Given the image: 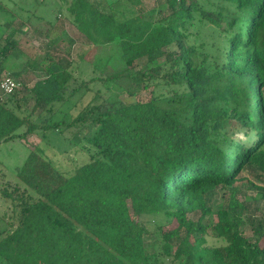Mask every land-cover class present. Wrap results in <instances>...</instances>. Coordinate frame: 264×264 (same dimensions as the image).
<instances>
[{
  "label": "trees",
  "instance_id": "1",
  "mask_svg": "<svg viewBox=\"0 0 264 264\" xmlns=\"http://www.w3.org/2000/svg\"><path fill=\"white\" fill-rule=\"evenodd\" d=\"M125 1L140 2L71 0L68 8L77 31L99 50L113 46L124 71L106 74L111 57L99 56L88 64L101 77L83 80L73 60L47 53L30 112L18 91L0 99V144L53 132L88 154L71 174L37 149L16 180L0 170L14 215L0 229V264H264V218L250 219L252 240L242 207L227 200L214 212L207 201L245 171L264 173V0H160L151 11ZM23 8L0 6V79L9 59L26 57L12 28L17 19L33 25ZM94 84L101 88L68 121L64 110ZM136 88L152 89L151 99L120 98ZM156 216L176 226L154 222L160 246L151 253L143 221Z\"/></svg>",
  "mask_w": 264,
  "mask_h": 264
},
{
  "label": "rangeland",
  "instance_id": "2",
  "mask_svg": "<svg viewBox=\"0 0 264 264\" xmlns=\"http://www.w3.org/2000/svg\"><path fill=\"white\" fill-rule=\"evenodd\" d=\"M0 0V6L8 8V12L21 11V4L26 5L23 8L24 18L31 17L33 25L20 26L21 20L14 23L12 27L16 30L14 40L20 45V51L26 57H15L9 59L5 64L6 72L3 76L8 75L21 83L22 87L18 91L21 104L24 106V112H30L35 104V97L31 93L37 81L45 77L42 70L37 67L47 53H52V56L69 58L73 60L74 66L72 68L75 77L89 80L91 78L101 77V72L94 70L89 62L93 60L99 61L100 58H110L111 64L108 65L106 74L112 75L116 72L125 70V66L120 64L117 57L114 56V47L107 45L99 50V47L93 46L88 43L86 38L77 31L74 19L70 15L68 8L70 7L71 0ZM160 0H140V2L125 1L124 5H132L140 7L144 11H151L155 8ZM41 3V4H40ZM131 6V7H132ZM16 9V10H15ZM19 14V13H18ZM46 21L52 22V27L47 25L46 21H41L39 17H44ZM3 18L0 17V32L1 27L5 24ZM74 22V23H73ZM49 31V35L47 32ZM11 32V31H10ZM9 32V33H10ZM48 35V37L46 36ZM4 42H1V46ZM51 46V49L49 48ZM98 53V55H96ZM96 55L93 59L88 60V56ZM91 60V61H90ZM135 70H131V75L135 76ZM2 76V77H3ZM93 92L86 95L81 94L75 108H67L66 119L73 120L78 112L93 98L94 91L98 90L100 84L91 86ZM152 89L148 91L135 89L134 97L128 94L120 95V98L126 102H147L152 97ZM62 119L63 114L59 116ZM56 120H58L56 118ZM85 132H83V135ZM37 149L40 153L44 154L59 171L65 174H71L75 168L88 159V154L80 146L68 142L59 133H49L46 139H40L37 136H30L23 140H12L7 143L0 144V161L2 162L1 171L6 174L8 179H17L16 169L22 165L30 151ZM28 179V178H27ZM31 186L34 187L35 179L29 178L27 180ZM264 190V173L254 169L252 171H245L240 174L238 182L233 187L225 189H217L209 194L207 197L208 205L214 212L219 211L227 204V200L233 206L242 207L243 225L242 230L246 236L255 240V235L250 227V219L257 221L264 218V202L258 198ZM254 199H256L254 201ZM14 220L13 210L10 207V202L0 195V229L4 230V220ZM190 218L196 216L189 215ZM147 225L149 234L145 236L147 249L153 253L156 247H159V237L155 233L156 227L154 222L161 225L166 230L175 228L176 223L174 220L169 221L164 216L150 217L143 221ZM260 245L264 246V238L260 241ZM179 264V263H177Z\"/></svg>",
  "mask_w": 264,
  "mask_h": 264
},
{
  "label": "built area",
  "instance_id": "3",
  "mask_svg": "<svg viewBox=\"0 0 264 264\" xmlns=\"http://www.w3.org/2000/svg\"><path fill=\"white\" fill-rule=\"evenodd\" d=\"M22 85L9 76L0 79V99L14 95L21 89Z\"/></svg>",
  "mask_w": 264,
  "mask_h": 264
},
{
  "label": "crops",
  "instance_id": "4",
  "mask_svg": "<svg viewBox=\"0 0 264 264\" xmlns=\"http://www.w3.org/2000/svg\"><path fill=\"white\" fill-rule=\"evenodd\" d=\"M42 79H44V78H42Z\"/></svg>",
  "mask_w": 264,
  "mask_h": 264
}]
</instances>
